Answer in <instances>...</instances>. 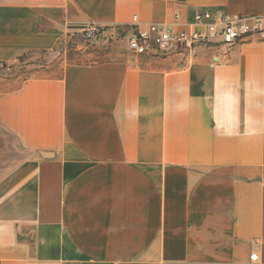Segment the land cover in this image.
<instances>
[{"label": "crops", "instance_id": "obj_1", "mask_svg": "<svg viewBox=\"0 0 264 264\" xmlns=\"http://www.w3.org/2000/svg\"><path fill=\"white\" fill-rule=\"evenodd\" d=\"M202 11L262 17L264 0H0V50L90 23L111 34L134 16L184 26ZM124 47L164 72L92 74L64 96L38 76L0 95V123L55 152L24 170L20 207L39 231L2 239L0 264H264V39L214 65L196 59L205 67L192 73L174 72L188 60Z\"/></svg>", "mask_w": 264, "mask_h": 264}, {"label": "rangeland", "instance_id": "obj_2", "mask_svg": "<svg viewBox=\"0 0 264 264\" xmlns=\"http://www.w3.org/2000/svg\"><path fill=\"white\" fill-rule=\"evenodd\" d=\"M87 26L79 27L74 31H65L63 27V33H49L41 39L35 37L33 33L27 34L28 43L23 50L17 51V54L10 58L4 56L9 51L0 50V95L8 92L9 88L12 89L14 84L16 86L26 81L40 80L38 76H41L46 83H61L64 96L72 80L92 74L164 72L165 67L151 66L150 62L146 61L148 58L131 62L140 57L129 54L125 50L124 42L116 37L117 33H108L106 27L101 26L105 31L101 32L96 42L84 40L82 35ZM218 55L224 56L218 49L199 47L188 56H175L178 59L188 60V65L184 70L174 66V72L192 73L196 69L205 67L203 64L194 63L200 58H208L214 65ZM114 60H129L124 63L131 64L125 66ZM54 153L53 149L41 155L34 153L22 144V140L16 137L6 124L0 123V249L7 248L6 242L2 240L7 235L19 236L39 231V225L32 222L33 216L37 213H33L32 209L24 211L20 207L23 194L32 184L30 177L24 176V170L32 164L54 162L50 160L54 158ZM36 157L40 160L33 162L32 159ZM48 225L50 224L47 222ZM43 231L45 234L46 229ZM32 244L18 238L13 246L16 249L29 248Z\"/></svg>", "mask_w": 264, "mask_h": 264}, {"label": "built area", "instance_id": "obj_3", "mask_svg": "<svg viewBox=\"0 0 264 264\" xmlns=\"http://www.w3.org/2000/svg\"><path fill=\"white\" fill-rule=\"evenodd\" d=\"M178 18V13H175V19ZM109 29L117 33L116 37L124 41L127 50L135 55L184 57L199 47H214L226 55L235 44L247 37L264 39V16L241 17L202 11L195 13L192 23L184 26L142 24L134 16L128 25ZM103 31L104 28L90 23L82 37L86 41L96 42ZM256 259V254L250 256L251 261Z\"/></svg>", "mask_w": 264, "mask_h": 264}]
</instances>
